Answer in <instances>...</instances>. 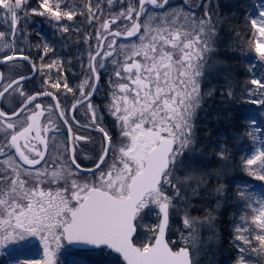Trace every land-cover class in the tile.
Instances as JSON below:
<instances>
[{
	"label": "snow or ice",
	"instance_id": "6c2138e0",
	"mask_svg": "<svg viewBox=\"0 0 264 264\" xmlns=\"http://www.w3.org/2000/svg\"><path fill=\"white\" fill-rule=\"evenodd\" d=\"M108 4L111 6L112 0ZM149 5L159 12L147 11ZM202 6L198 15L199 5L191 11L183 5L169 7L168 0H138V7L136 0H127L125 7L122 0V10L114 19H104L99 3L80 5L77 12L76 5L50 0H41L38 9L31 7L30 0H0V19L13 37L20 31L19 21L31 15L54 25L63 24L65 17L75 22L77 16L90 28L96 25L78 41L87 50V65H82L86 78L74 86L61 79L62 63L45 62L49 54L55 55L53 45L47 41L37 44L33 53L31 48L16 47L15 39L9 42L8 30L0 31V65L9 72L8 76L0 73V97L8 98L6 108L0 110V157H5L0 161V261L88 264L76 255L83 253L103 257L98 264H198L193 253L200 232L212 228L216 221L214 212L228 193L222 181L232 163L231 153L224 146L207 153L197 148L199 112L205 96L212 97L215 92L204 88V67L218 35L211 3ZM250 27L256 42L254 50L249 42L248 50L257 63L264 64V5L258 17L251 19ZM58 31L64 35L72 29L63 26ZM137 36L139 43H119L121 38ZM236 36L241 38L239 31ZM119 55L124 57L122 66L113 58ZM108 60L117 79L114 81L112 75L108 78L114 91L105 109L114 122L105 124L92 98ZM25 64L31 66L33 76L13 79L12 68ZM53 68L57 75L51 90H37L32 95L21 87L37 72L42 73V86H49ZM125 79L127 82H120ZM251 84L256 88L249 89L248 95L264 97V83L254 78ZM232 96V91L221 90L222 100ZM49 99L54 103L37 102ZM68 101H73V110L85 109L83 116L91 113L86 125L76 126L99 135L98 145L91 136L75 134L76 117L68 110ZM250 103L264 109V98ZM255 123L252 119L249 127ZM64 126L67 138L57 146L51 170L41 169L49 157L39 150L40 145L47 149L48 135L51 133L54 141L57 134H63ZM80 141L92 143L94 154L81 157L77 151ZM252 141L254 150L242 157L243 168L248 176L264 182V146L256 143L254 134ZM245 184L237 188V197L250 210L251 225L259 230L255 236L259 247L252 248L251 238L245 234L253 230L251 227H237L234 239L240 258L235 264H245L248 250L264 257V193L252 190L255 185ZM189 190L194 194L203 190L202 202L189 203L191 197L181 195ZM212 198L217 200L215 207L210 203ZM180 211L187 235L181 231L179 240L169 239L173 212ZM192 212L201 215L193 216ZM149 215L154 217L151 224L145 222ZM243 219L248 225L247 215ZM37 242L42 248L39 259L31 256ZM68 253L71 255L65 261Z\"/></svg>",
	"mask_w": 264,
	"mask_h": 264
},
{
	"label": "trees",
	"instance_id": "16d2710c",
	"mask_svg": "<svg viewBox=\"0 0 264 264\" xmlns=\"http://www.w3.org/2000/svg\"><path fill=\"white\" fill-rule=\"evenodd\" d=\"M50 1L51 3L60 2L69 6L76 5L77 12H79V6L82 5V2H85V0ZM40 2L41 0H30L31 7L38 9ZM253 2L254 0H228L226 6L222 7L221 5L220 10L223 13V21L220 23V28L218 27L217 39L220 41L222 39V33L224 31L226 32L229 40L227 46V60L231 62L232 73L228 75V78L225 77V79L223 78V80L219 81L220 84L218 86V81H215L216 85L213 81L204 87L205 90H207L214 86L212 89H214L215 92L212 96V100L208 96H205L201 113L211 115L214 119L218 118L220 121V127L218 129H222L216 133L215 127L210 129L205 126L203 122L199 125V135L201 136V139L205 141L204 145H207L206 147H208L207 150L209 152L214 150L211 146L212 143H214L215 146H220L221 143L227 145V149L231 153L230 159L232 161L227 169V176L222 181V183L228 187L227 197L220 200L221 206L214 212L216 217L214 223L215 232L219 243L217 253L218 262L216 264H234L237 261L236 240L234 239L235 230L240 217L242 215L245 216L247 213V209H245L243 204L238 200L237 188L245 187L246 182L247 185H255V188L258 187L257 189L261 188V191H264V182L252 181V177L245 173L242 161L244 154H247V149L253 146L252 139L246 130L248 120L247 114H252V112L249 111L250 109L248 110V107L243 103V97H245L244 90L247 89L246 85L251 77V70H249V66L245 59L247 57L246 52L248 51V53H250L248 50V44L251 42L253 46L255 39L253 30L250 27ZM36 18L38 17H32L34 24L39 22ZM74 18L81 17L77 16ZM236 31H239L242 39L237 38ZM33 32V24H31L27 29L28 48H30ZM42 34L43 30L41 29L40 34L37 36L39 42L43 41V38H45ZM242 50H245L243 54L246 55L244 61H242L241 58V55H243ZM260 68L262 69L261 77L264 81V64H260ZM221 90L225 92L232 91L233 96L222 100ZM261 112V116L264 119V113L263 111ZM207 138L212 141V143H209ZM210 147L212 148L210 149ZM204 196V193L199 192L198 197L195 200H189V203H201L202 201L200 198ZM210 203L212 207H215L217 200L213 198L210 200ZM191 214L196 216L201 215V213L198 212H192ZM153 220L154 217L151 216L149 218L150 224ZM248 220L249 222L251 221L249 218ZM240 223L242 222L239 221V224ZM77 254H79L78 256L82 255L81 253Z\"/></svg>",
	"mask_w": 264,
	"mask_h": 264
},
{
	"label": "flooded vegetation",
	"instance_id": "af4514ba",
	"mask_svg": "<svg viewBox=\"0 0 264 264\" xmlns=\"http://www.w3.org/2000/svg\"><path fill=\"white\" fill-rule=\"evenodd\" d=\"M218 2V1H216ZM169 3V7H176V6H180L183 5L185 10H191V11H196V6L199 5V12L197 13L198 15L202 14L203 12V3H205V0H188V3H185V0H168ZM137 7H138V3H137ZM149 9L159 12V10H155L151 5L148 6ZM217 9L219 10V8L216 7V11ZM165 11H167V9H165ZM216 20V19H214ZM74 21H68L67 18H64V22L63 24H50L49 23V27H48V32L46 34H42L43 37V41L39 42L37 39V36L40 34V30H41V23L38 24H34L33 25V34H32V38H31V43H30V48L32 50L33 53H35L36 49L35 46L37 44H43L45 41H47L48 43H50L51 45L54 46V52L55 55L49 54L46 57V63L51 62L52 60H56L58 63H62L63 64V69H61L62 72V76L61 79L62 80H67V82L69 83V86H74L77 85L79 83V81L83 78H86V73L83 71L82 65L83 67H86L87 65V50H86V46L83 43H78V41H82L83 38L89 33L91 32L89 30V27L87 26V23L85 24L84 19L82 18H74ZM215 24H217V21H214ZM63 26H68L72 29V31L68 34H64L61 35V33L58 31V29H60ZM121 27V26H120ZM79 28L80 32L77 33L76 29ZM225 29V26H224ZM113 31L116 30V28L112 29ZM142 34V33H141ZM218 36V35H217ZM137 38H139L138 36L133 38V39H129V40H123L121 39L119 41V43H126V44H132V43H137ZM95 36L93 34V38H92V46L95 47ZM213 46V45H212ZM214 46L215 48L219 49L220 51V55H221V60H226L227 59V46H228V37L226 32L224 31L222 33V39L220 41H218L217 37L216 40L214 42ZM117 50L119 49V44L116 45ZM105 51H111L110 49H105ZM41 53H42V48H41ZM217 54V52H216ZM83 56L84 59L83 61H81L80 57ZM114 59H119L121 61V66L123 63V55H119L116 57H113ZM213 63V62H212ZM36 67L37 69L40 68V60L39 57H36ZM0 72L3 73L5 76H8L7 74H9V72L7 71V69L0 65ZM115 69L111 63V60L107 61L106 64V68L104 70H102V72L100 73V80H99V88L96 90L94 97L92 98V102L99 106V115H103L104 119H105V124H110L112 122H114V118L110 116V114L108 113V111L105 109V105L106 104H110L112 102V93H113V89L112 87L109 85L108 82V78L109 75H112L113 80L115 81L117 78L114 75ZM12 78L13 79H18L20 75H24V76H29L32 77L33 73L31 71V66L28 64L23 65V67H13L12 68V72H11ZM57 75V69L53 68L52 72H51V77L52 79L49 82V86L44 87L43 85V79H42V73L37 72L34 76V78L27 80L21 87L28 92V94H32L35 95L37 90L40 91H48L51 90L50 89V84L55 82V78ZM120 82H127L126 79L124 81H120ZM7 83V81H6ZM3 90V85H0V91ZM117 95H119L118 91L116 92ZM77 95H79V93H77ZM16 99L18 100L19 97L17 96ZM38 103H42V104H49V103H54L52 102L50 99L47 101H37ZM8 103V98L6 97H0V110H4L7 106ZM73 103V101H68L67 103V108L68 110L73 113L76 117V121L73 123V128H74V132L77 136L79 135H85L87 136H91L93 137V139L95 140L96 144H99L100 141V136L97 135L94 132L88 131L85 132V130L83 128H77V123L80 125H86L88 123V121L91 119V113L88 114L87 117L83 116L82 113L84 112L85 109H81V108H77L75 110H73L71 108V104ZM63 106V105H62ZM18 107V105H17ZM87 106H85L86 108ZM58 115V114H56ZM44 119V123L47 124L48 120L46 118H42ZM53 120L55 121V116L53 117ZM62 123V122H59ZM2 131V130H0ZM62 133L63 134H57L55 136V140L53 141V135L50 133L47 137L48 142H49V147L47 149L44 148V145H40V149L42 151L46 152V156L49 157L47 164L42 163L41 164V169L43 168H48L49 170H51L52 168V157L56 155V150H57V146H62L64 141L67 138V128L66 126H64L62 128ZM110 134H113L112 132H110ZM34 135V134H33ZM77 151L79 152V155L81 157L84 156H91L94 154V149H93V145L90 142H85V141H80L78 146H77ZM3 159H5V157H0V161H2ZM31 171H33V173L35 172V169H31ZM23 178V177H22ZM47 184V181H46ZM46 186V185H42ZM62 186V185H61ZM53 190L55 186H52ZM38 243V242H37ZM63 259L65 261H67V257H63ZM3 261H0V264H2Z\"/></svg>",
	"mask_w": 264,
	"mask_h": 264
},
{
	"label": "rangeland",
	"instance_id": "374dc122",
	"mask_svg": "<svg viewBox=\"0 0 264 264\" xmlns=\"http://www.w3.org/2000/svg\"><path fill=\"white\" fill-rule=\"evenodd\" d=\"M218 1V2H216ZM228 3V0H224ZM51 2V1H50ZM122 0H112V5L110 6L108 4V0H85V2H82V5L88 4V3H92L93 5L99 3L102 5V10L104 12V19H114V15L115 13H118L119 11H121L122 9L120 8V4H121ZM125 7H127V0H123ZM211 3L213 10L216 13V17H214V21H217L216 27L218 29V27L220 28V23L223 21V17L220 15L219 10L217 9L216 11V7H218V5L221 4V0H205V3ZM138 3V0H136V4ZM264 5V0H254L253 2V11L251 13V18H256L258 17V13L260 11V6ZM147 11H153L149 8L146 9ZM3 14H0V17H2ZM23 15V13H21V16ZM36 16L38 18H36L37 20H39L38 23H41V29H44L45 31L48 32V27H49V21H46L47 19L39 16V15H31L29 17L28 20H20L19 21V28L20 31L16 34L15 37H13L12 33L10 30L7 29V26L4 25V22L2 19H0V31H6L8 30V41L12 42L13 39H15L16 41V47H21L24 49H29L28 48V39H27V29L31 26V24L34 25L33 23V19L32 17ZM35 19V20H36ZM141 23H143V20L140 21ZM87 23V21H86ZM96 25H94L93 27H89V30L91 32H93V29ZM119 26H123L122 24ZM63 27V25H62ZM61 27V28H62ZM142 33V32H141ZM216 40V38H215ZM229 42V40H228ZM256 42V39H254V44ZM137 43H139V38H137ZM254 44H253V50H254ZM213 49L214 51L210 54H208L206 62H205V67H204V72H205V80H204V87L206 85H208V83H210L212 80L214 81L215 85L216 82L217 86L220 84L219 81L223 80V78L225 79V77L228 78V75L230 73H232V67H231V62L227 61L225 63H221L222 61L224 62V60H221V53L219 51V49L215 48L214 44H213ZM217 52V54H216ZM245 52V50H242V54ZM247 53V57L245 59H249V70H251V77L248 80L247 83V89L244 90V94L245 97L243 100V103L245 104V106L248 107V110L252 112V114H247V126H246V130L248 131V134L250 135L251 139H252V135L254 134L256 136V143L264 146V122H263V117L261 116L262 112L264 113V109H261L259 107V105H254L252 103H250V101L252 99H261L264 97H261L259 94H257L255 97H250L248 95L249 89H255L256 86L251 84V80L256 78V79H260L262 83H264V81L262 80V69L260 68V64L261 63H257L256 58L254 57V55L252 53L248 54ZM243 57H245L246 55L243 54ZM213 62V63H212ZM19 63V62H17ZM262 65V64H261ZM227 73V74H226ZM9 75V74H7ZM226 78V79H227ZM222 84V82H221ZM244 85H245V81H244ZM214 87V86H213ZM211 87V88H213ZM249 87V88H248ZM212 100V97H209ZM245 101H249L248 103H245ZM258 106V108H257ZM260 108V109H259ZM202 111L200 110L199 112V117L197 120V124L200 125V123L205 124V126L209 127L210 129H212L213 127H215V131L216 133L219 132V130H221L222 128L218 129L220 127V121L218 118H213L211 117V115H205L204 113H201ZM264 116V114H263ZM254 119L255 120V126L254 127H249V124L251 122V120ZM226 125V124H225ZM260 129V131H255V129ZM214 130V129H213ZM200 133V131H199ZM199 139H200V143L197 145V148L202 149L205 153L209 152L207 150L208 147H206L205 141L201 139V136L199 135ZM204 141V143H203ZM207 141L209 143H212V141L208 140ZM253 142V141H252ZM214 149H219L221 146H224L227 148V145L221 143L220 146H215L214 143H212L211 145ZM210 147V149L212 148ZM254 150V147L251 146L250 148L247 149V154H244V156L250 154L252 151ZM252 181H258L255 180L253 177L251 179ZM259 184V183H258ZM261 186V185H260ZM191 187L195 188L196 185L193 184ZM264 187V186H263ZM258 187H256L255 189H253L254 191L260 192V193H264V191H261L260 189H257ZM199 192L204 193L203 190H199L197 193H193L191 190H189L187 193L182 192L181 195H187L189 197H191L190 200H195L198 197ZM205 195V193H204ZM213 199V198H212ZM180 207L182 208L183 205H180ZM247 217L251 220L252 216H251V212L250 210H247L246 213ZM196 216V215H193ZM151 217V215L147 216L145 219V222L147 224H150L149 218ZM182 217H183V211H180L179 213L173 212V220L171 222V231L169 233H167V237L169 239H177L179 240L180 238V234L181 231H184L183 229V224H182ZM244 215H242L240 217V223L238 221L237 227L240 226H244V227H251L253 230L251 232H246L245 234L250 236L251 238V245L252 248H257L259 247V242L255 240V236L257 234H259V230L255 229V225H251V221L249 222L248 225L244 224ZM236 227V228H237ZM184 235H187V231H184ZM235 235H236V230H235ZM200 240L198 241V245H197V251H195L193 253L194 258L198 261V264H216L218 262V247H219V243H218V238H217V234L215 232V225L212 226V228H205L204 230H202L200 232ZM236 249H237V260L240 258L239 254H238V242L236 241ZM82 257H84L87 261L88 264H98V261L101 260L103 257H93V256H85V254L81 253ZM68 255H71V253L65 254L64 256L68 258ZM79 255V254H76ZM31 256L33 258L39 259L40 256H42V248L39 246V244L37 243L36 245L33 246V248L31 249ZM245 256V264H248V262H250V264H264V257H262L261 255H259L256 252H253L251 250H248L244 253ZM2 264H6V261H3ZM235 264V263H234Z\"/></svg>",
	"mask_w": 264,
	"mask_h": 264
},
{
	"label": "water",
	"instance_id": "95a60500",
	"mask_svg": "<svg viewBox=\"0 0 264 264\" xmlns=\"http://www.w3.org/2000/svg\"><path fill=\"white\" fill-rule=\"evenodd\" d=\"M156 10H158V9H156ZM121 39H123V40H129V39H133V38H121ZM1 73V72H0ZM19 79V78H18ZM3 91V90H2Z\"/></svg>",
	"mask_w": 264,
	"mask_h": 264
}]
</instances>
